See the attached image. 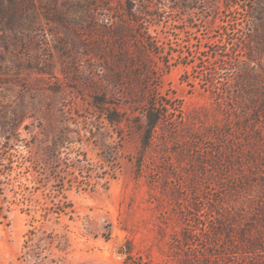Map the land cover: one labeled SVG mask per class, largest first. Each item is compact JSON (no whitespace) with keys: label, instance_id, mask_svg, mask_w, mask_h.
Here are the masks:
<instances>
[{"label":"rangeland","instance_id":"1","mask_svg":"<svg viewBox=\"0 0 264 264\" xmlns=\"http://www.w3.org/2000/svg\"><path fill=\"white\" fill-rule=\"evenodd\" d=\"M0 1V154L17 178L0 264L215 262L194 232L240 174L235 120L205 79L227 74L208 59L227 51L223 0ZM151 100L165 117L143 148Z\"/></svg>","mask_w":264,"mask_h":264},{"label":"trees","instance_id":"2","mask_svg":"<svg viewBox=\"0 0 264 264\" xmlns=\"http://www.w3.org/2000/svg\"><path fill=\"white\" fill-rule=\"evenodd\" d=\"M179 2H173V7L169 8H178ZM222 3L225 14L220 20L219 43L227 51H223L219 60L216 51H212L208 59L225 64L227 74L219 80L211 69H206L205 79L235 120L229 127L232 129L229 133L232 154L227 161L229 169L235 167L240 174L227 180L229 186L222 197L224 203L221 201L220 208L211 211L213 222L203 232L194 233L197 236L210 234L209 242L221 249L217 260L207 264H224L229 258L237 261L230 264H264V0H223ZM0 8L3 11L1 1ZM219 68L222 69L214 67ZM159 107L163 106L151 100L143 114V148L149 145L156 125L165 117L163 108ZM106 119L110 124L121 121L114 115ZM9 142L10 135H7L4 145L9 146ZM11 164L5 154H0V196L10 188L13 200L8 201L5 195L2 198L9 207L16 204V192L12 187L17 178H10ZM63 211L61 207L51 209L56 215ZM219 236L224 238L221 242Z\"/></svg>","mask_w":264,"mask_h":264}]
</instances>
